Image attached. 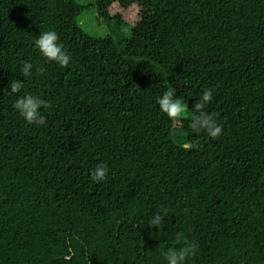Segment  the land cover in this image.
<instances>
[{"label": "trees", "instance_id": "1", "mask_svg": "<svg viewBox=\"0 0 264 264\" xmlns=\"http://www.w3.org/2000/svg\"><path fill=\"white\" fill-rule=\"evenodd\" d=\"M88 6L114 37L79 28ZM47 30L67 67L36 50ZM14 79L50 107L32 126L0 97V264H166L185 241L186 264H264V0H0V90ZM206 88L215 140L190 128Z\"/></svg>", "mask_w": 264, "mask_h": 264}, {"label": "clouds", "instance_id": "2", "mask_svg": "<svg viewBox=\"0 0 264 264\" xmlns=\"http://www.w3.org/2000/svg\"><path fill=\"white\" fill-rule=\"evenodd\" d=\"M59 37L55 30H47L41 32L35 38V48L45 62L55 63L61 68H65L71 61V55L63 49L58 43ZM33 64L24 62L22 66V76L30 77L32 75ZM24 87L23 80H12L6 89L0 90L2 96H15L13 108L18 116L27 124L32 126H43L46 124V117L41 114L42 109L50 107L48 101L40 98L38 95L31 93L20 94ZM177 88L169 86L156 100L158 110L169 120L184 115L189 111L185 100L175 97ZM214 89L206 88L202 91L198 100L191 107L190 128L194 134L204 133L209 139L215 140L222 133V125L214 118L213 114L205 109L208 104L213 101ZM19 94V95H18ZM175 97V98H174ZM195 147V145H191ZM108 175V166L104 163L97 164L90 172L89 179L93 183H101L106 180ZM167 213V209L162 208L158 213L148 221L151 228L160 230L163 227V220ZM177 240H184L183 234H177ZM198 245L194 242L185 241L183 247L168 248L164 253L166 264H186V262L197 255Z\"/></svg>", "mask_w": 264, "mask_h": 264}, {"label": "rangeland", "instance_id": "3", "mask_svg": "<svg viewBox=\"0 0 264 264\" xmlns=\"http://www.w3.org/2000/svg\"><path fill=\"white\" fill-rule=\"evenodd\" d=\"M77 24L79 28L83 30L87 35L95 38H104L108 34L114 37V34L112 32H116V30L111 27L112 25L110 27H107L96 20L93 7L91 6H88L87 9H85L77 17ZM123 31L124 30H122V32ZM185 115L186 113L180 117H183Z\"/></svg>", "mask_w": 264, "mask_h": 264}, {"label": "bare ground", "instance_id": "4", "mask_svg": "<svg viewBox=\"0 0 264 264\" xmlns=\"http://www.w3.org/2000/svg\"><path fill=\"white\" fill-rule=\"evenodd\" d=\"M103 128V127H102Z\"/></svg>", "mask_w": 264, "mask_h": 264}]
</instances>
